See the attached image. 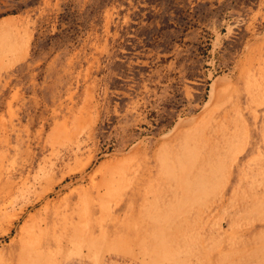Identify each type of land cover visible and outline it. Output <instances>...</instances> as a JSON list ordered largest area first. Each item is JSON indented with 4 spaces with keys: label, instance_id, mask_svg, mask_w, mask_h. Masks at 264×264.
I'll return each instance as SVG.
<instances>
[{
    "label": "rangeland",
    "instance_id": "1",
    "mask_svg": "<svg viewBox=\"0 0 264 264\" xmlns=\"http://www.w3.org/2000/svg\"><path fill=\"white\" fill-rule=\"evenodd\" d=\"M6 20L0 264H264V0Z\"/></svg>",
    "mask_w": 264,
    "mask_h": 264
},
{
    "label": "trees",
    "instance_id": "2",
    "mask_svg": "<svg viewBox=\"0 0 264 264\" xmlns=\"http://www.w3.org/2000/svg\"><path fill=\"white\" fill-rule=\"evenodd\" d=\"M40 0H0V18L9 13H17L27 7L36 5ZM57 38L61 39V33L54 35L38 37L34 42V53L40 54L42 50L50 46ZM63 40H65L63 38Z\"/></svg>",
    "mask_w": 264,
    "mask_h": 264
},
{
    "label": "bare ground",
    "instance_id": "3",
    "mask_svg": "<svg viewBox=\"0 0 264 264\" xmlns=\"http://www.w3.org/2000/svg\"><path fill=\"white\" fill-rule=\"evenodd\" d=\"M9 28H11V25H10V22L9 21H3L1 24H0V33H4L5 31L9 30ZM11 30V29H10ZM23 48V46H22ZM13 51V50H12ZM14 52V51H13ZM9 54V53H8ZM0 55L1 52H0ZM13 61V60H12Z\"/></svg>",
    "mask_w": 264,
    "mask_h": 264
}]
</instances>
